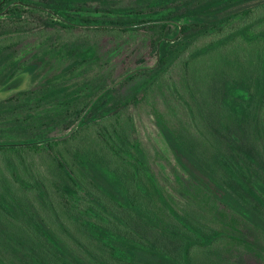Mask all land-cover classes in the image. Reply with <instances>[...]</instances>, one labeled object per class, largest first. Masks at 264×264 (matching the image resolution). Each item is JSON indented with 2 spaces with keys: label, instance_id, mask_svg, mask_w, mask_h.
Wrapping results in <instances>:
<instances>
[{
  "label": "rangeland",
  "instance_id": "rangeland-1",
  "mask_svg": "<svg viewBox=\"0 0 264 264\" xmlns=\"http://www.w3.org/2000/svg\"><path fill=\"white\" fill-rule=\"evenodd\" d=\"M210 1L90 0L82 5L102 14L117 8L149 12L162 8L154 5L160 2L166 3L164 7L175 14H181L199 10ZM34 2L20 7L22 20H0V35L8 37L7 40L0 38V133L12 132L18 138L66 134L67 137L58 145L49 141L48 150L40 146L24 152L0 151V264H44L47 256L43 246L36 242L32 227L36 221L83 261L105 264L101 255L86 254L76 248L75 242L83 240L84 235L70 214L77 208L85 209V202L68 199L65 195L64 187L70 184L58 164L60 156L51 150H62L74 173L96 187L88 177L87 163L95 161L104 168L112 163L104 147L105 124L110 130H125L132 141L139 144L141 155L156 173L158 184L166 195V202L157 194L154 199L160 214L158 218L164 221L161 228H167L168 221L178 212L181 216L188 214L187 220L196 221L200 215L201 222L206 225L239 233L240 236L220 248L196 252L195 264H264V249L253 250L240 242L244 240L251 245L254 240L264 245V230L220 203L192 180L165 137V127L170 126L182 135L184 133L189 140L206 143L212 150H224L226 137L235 135L242 141L254 143L256 156L264 167V108L255 127H251L222 112L213 101L215 91L218 95L226 93L228 79L250 81V77L256 75L257 43L245 46L239 39H232L220 48H205L196 66L184 69L172 64L180 51L176 41L165 60L160 62L156 43L151 44L147 37L136 39L129 33L53 28L51 16L40 9L35 10ZM5 6L6 3L0 6L1 14L10 8L4 10ZM220 12L215 8L209 16L213 18ZM233 25L228 24L226 29ZM175 29V26H169V31ZM160 31L156 27L146 29L144 33L158 34ZM211 31L209 25L194 23L186 32H179L177 38L196 46L208 42ZM91 47L97 48L95 58L83 60L82 53ZM141 55L150 56L149 68L124 80L97 102L88 116L96 119L90 128L86 121H78L77 111L83 110L92 98L121 75L123 61ZM33 56L37 59L49 56V61L38 60V78L34 81L31 77L21 78L4 89L5 80L32 61ZM54 73L65 78L48 83L46 78ZM214 82L215 90L212 89ZM75 125L80 135L69 139ZM126 159L135 162L139 156H126ZM258 174L263 181L264 171L260 167ZM148 185L153 189L150 181ZM246 198L250 199L247 195ZM256 212L264 219V208H256ZM85 244L92 245L91 249L98 253L101 249L90 238Z\"/></svg>",
  "mask_w": 264,
  "mask_h": 264
},
{
  "label": "trees",
  "instance_id": "trees-1",
  "mask_svg": "<svg viewBox=\"0 0 264 264\" xmlns=\"http://www.w3.org/2000/svg\"><path fill=\"white\" fill-rule=\"evenodd\" d=\"M89 1L50 0L40 4L28 0H0V6L6 3L4 10L10 7L5 14H1L0 8V20H22L20 7L34 2L32 7L35 10L44 11L51 16L53 21L50 24L53 28L129 33L136 39L147 37L151 44L156 43V54L160 62L165 60L176 41L180 51L172 60V64L184 69L196 66L198 57L205 48H220L222 45H228L232 39H239L245 46L257 43L256 75L251 76L250 81L228 79L226 93L218 95L215 91L213 96V101L222 112L255 127L263 115L264 108V0H211L199 10L181 14H175L170 8L164 7L166 3H160L161 1L154 5L163 6L162 8L149 12L117 8L100 14L99 11L82 5ZM215 8L221 12L210 18L209 14H212ZM237 19V23H232ZM194 23L210 26L212 31L209 32L208 42L193 46L185 39L177 38L179 32H186L189 25ZM228 24H234V27L226 29ZM170 25L176 29L169 31ZM156 27L161 30L160 33H144L146 29ZM0 38L8 39L3 35H0ZM96 51V47H91L82 53V59L95 58ZM48 57L37 59L33 56L32 61L5 80L3 88L20 81L21 78L31 77L32 81L36 80L40 75L38 60L49 61ZM127 58L122 63L124 67L121 75L92 98L83 110L77 111L78 121H86L88 128L92 122H96L93 116L88 117L89 113L106 93L141 70L149 68L148 55ZM62 78L65 76L54 73L46 80L53 83L60 82ZM212 89H216V82L213 83ZM76 125L69 139L80 135ZM105 130L107 133L104 132V147L112 158L111 165L104 168L99 167L95 161L87 163L88 177L96 187H93L89 180L81 179L74 173L62 150L51 149L60 156L61 159L57 156L55 159L57 158L65 179L70 184L64 187L65 195L68 199L85 202V209H72L73 214H70L84 235L83 240L78 239L75 242L78 250L86 254L95 252L101 255L105 264H195L196 252L213 247L220 248L227 241L240 236L239 233L226 228L204 224L200 215L194 221L187 220L188 214L181 216L178 212L174 213L176 218L168 221L167 228H161L164 221L158 218L160 214L154 199L157 194L166 202V195L158 184L156 173L141 155L139 144L132 141L125 130H110L106 124ZM229 135L226 137V149L212 150L206 143L189 140L184 133L182 135V132L170 126L165 127L167 142L185 173L220 203L264 230V219L256 212V208H264V180L259 179L262 178L261 175L258 178V168L264 171V167L259 163L253 142H245L235 135ZM1 136L0 151L24 152L40 146L48 150L49 141L58 145L67 134L36 139L18 138L12 132H1ZM126 156H139V159L133 162L126 159ZM148 181L153 184V189L149 187ZM245 194L250 199H245ZM32 227L36 242L43 246L42 250L47 256L44 264H91L55 240L41 222H34ZM244 237L247 238L246 235ZM89 238L100 246L99 253L91 249L92 245L85 244ZM240 242L253 250L264 249V245L254 240L251 245L244 240Z\"/></svg>",
  "mask_w": 264,
  "mask_h": 264
}]
</instances>
